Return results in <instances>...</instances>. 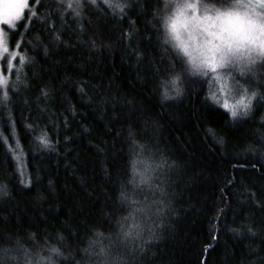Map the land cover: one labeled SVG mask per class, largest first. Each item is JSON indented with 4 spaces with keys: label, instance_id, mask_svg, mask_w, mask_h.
Listing matches in <instances>:
<instances>
[{
    "label": "trees",
    "instance_id": "16d2710c",
    "mask_svg": "<svg viewBox=\"0 0 264 264\" xmlns=\"http://www.w3.org/2000/svg\"><path fill=\"white\" fill-rule=\"evenodd\" d=\"M235 4L28 0L6 28L0 264H264V60L232 117L166 42L180 11Z\"/></svg>",
    "mask_w": 264,
    "mask_h": 264
},
{
    "label": "snow or ice",
    "instance_id": "6c2138e0",
    "mask_svg": "<svg viewBox=\"0 0 264 264\" xmlns=\"http://www.w3.org/2000/svg\"><path fill=\"white\" fill-rule=\"evenodd\" d=\"M92 3H95L96 0H91ZM80 0H67V6L69 9L73 8V4L79 6ZM258 3L261 7H264V0H258ZM28 6V0H0V25H7L10 28H15V22L20 20L23 15V10ZM111 6V5H110ZM119 6V5H117ZM246 6V5H245ZM197 5L193 3H188L184 6L185 10L191 9L192 11H196ZM74 10V9H73ZM123 11L122 7L120 9ZM80 13L77 11L76 15L78 16ZM30 15L35 16L36 13L33 11ZM184 15V11H180V16ZM211 19L210 16H205L203 20ZM190 25V30L188 26ZM170 28L172 33L175 35L177 40L181 39V35L177 29V21L174 20L170 24ZM186 30H189V36L192 37L194 34L199 31H206L202 27V21L199 20L196 16H193L191 20L185 22ZM238 34H242L239 40H230L226 44V51H221L219 57L217 58L216 52L209 49L211 53V59L204 60V66L210 70L211 72H216L218 68H224L226 65L232 64L233 62L239 61L246 54L251 53L256 48L259 49V54L264 56V25L258 24L256 21L249 19V26L247 28H239L236 30ZM212 35V33H208ZM211 44V41H208ZM182 44V49L185 55H189L188 47L186 44ZM19 45H17V48ZM214 49L219 50L218 45H213ZM4 54L9 56L8 67L12 68V61H15L17 56L19 55L18 51L9 52V48L7 46V39L5 31L0 28V57ZM24 57L20 56V62L23 63ZM195 61V58H193ZM197 68L199 66L197 65ZM8 83V78L2 74H0V89L6 88ZM175 84V81H172ZM177 94H179V89L176 90ZM47 95V93H44ZM3 99H7V94L4 93ZM213 101H216V97H211ZM217 103H219L217 101ZM250 106L249 103H245V100L239 99L235 104H229L227 100H225L222 104V107L225 110L230 111L232 117H236L238 115V109L243 107L244 109H248ZM39 142L45 146V148L49 147V140L46 133H41L39 136ZM131 232L125 233V236H130ZM53 252L57 250L55 248L52 249ZM87 251V249L85 250Z\"/></svg>",
    "mask_w": 264,
    "mask_h": 264
},
{
    "label": "rangeland",
    "instance_id": "374dc122",
    "mask_svg": "<svg viewBox=\"0 0 264 264\" xmlns=\"http://www.w3.org/2000/svg\"><path fill=\"white\" fill-rule=\"evenodd\" d=\"M234 1L236 2V0ZM240 3L244 5L243 11H246L250 17H264V7L260 6L258 0H240ZM212 15L213 14L199 15V13L196 12H193L191 15H187V13H184L183 16H180L179 14L176 21L177 29L181 35V38L184 39L185 37H187L191 41L193 46L197 45L201 39L199 35V30L194 34V36L190 37V25L188 26L189 30H186L185 22L191 20L193 16H196L199 20L203 21L205 16ZM0 28L5 31L7 39L6 28L10 27H8L7 25H0ZM5 56L7 55L4 54L2 57H0V74L7 76L10 69L8 67V62ZM258 60H264V56H261L259 54V49L256 48L251 53L246 54L239 61L226 65L224 68H218L216 72H211L207 68L196 71L204 73V75L208 76L212 83V86L209 88L210 94L212 97H216V102H219L217 104L220 107H222V104L225 100H227L229 104H235L239 99H243L245 100V103H249L250 100L248 94V87H244L246 86L244 82L245 79L248 78H257L258 72L260 71L259 67L256 65V62ZM253 105L254 103L251 102L248 109H252ZM246 110L247 109H244L243 107L239 108L238 115L236 117L241 116L242 113H244ZM228 112L230 113V111Z\"/></svg>",
    "mask_w": 264,
    "mask_h": 264
},
{
    "label": "clouds",
    "instance_id": "9594fccd",
    "mask_svg": "<svg viewBox=\"0 0 264 264\" xmlns=\"http://www.w3.org/2000/svg\"><path fill=\"white\" fill-rule=\"evenodd\" d=\"M244 5L240 3V0H236L234 7H225L224 9H212L213 15L211 19H205L202 21V27L206 31H199L200 42L193 46L191 41L185 37L184 39L177 40L173 33H170L166 42L171 46L182 50V44H186L188 47L189 55H185L186 61L190 69L203 70L204 60L211 59V53L209 49L216 52L217 58L221 51H226V44L230 40H239L242 34L237 33L239 28H247L249 26V19L256 21L260 25H264V17L253 18L250 17L246 11H243ZM208 33H212L209 35ZM208 41L212 43L209 44ZM213 45H218L219 50L214 49ZM195 58V61H193ZM197 65L199 68H197Z\"/></svg>",
    "mask_w": 264,
    "mask_h": 264
}]
</instances>
